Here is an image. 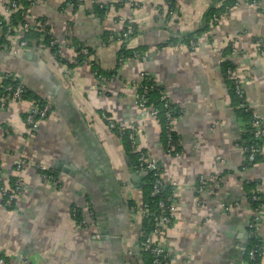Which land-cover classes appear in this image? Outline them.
Here are the masks:
<instances>
[{
	"label": "crops",
	"instance_id": "1",
	"mask_svg": "<svg viewBox=\"0 0 264 264\" xmlns=\"http://www.w3.org/2000/svg\"><path fill=\"white\" fill-rule=\"evenodd\" d=\"M68 1L33 0L27 12L31 23L49 28L60 58L40 43L14 54L21 36L16 31L5 36L0 28V73L14 74L32 97L51 106L33 135L24 122L29 101L0 109L3 176L8 183L17 176L24 181L12 209L0 198V256L9 264H143L142 178L132 182L127 150L104 114L136 131L138 147L159 165L163 183L174 188L173 219L163 239L170 264H245L254 218L264 264V209L256 213L248 203L251 193L264 197V155L242 170L244 156L235 146L241 120L223 75L224 46L235 39L246 103L264 122V56L256 46L264 45V0H257L259 9L233 7L212 31V42L192 50L167 44L203 30L209 11L228 0H174L172 12L167 0H70V6ZM126 22L134 35L110 42ZM80 46L92 66L75 65ZM122 47L138 49V55L117 67ZM94 69L103 77L116 73L102 82ZM143 73L182 110L174 128L178 156L166 153L160 125L140 115L135 93L126 86ZM19 160L48 167L56 183L44 182L33 169L17 175ZM200 177L207 183L201 192Z\"/></svg>",
	"mask_w": 264,
	"mask_h": 264
},
{
	"label": "built area",
	"instance_id": "2",
	"mask_svg": "<svg viewBox=\"0 0 264 264\" xmlns=\"http://www.w3.org/2000/svg\"><path fill=\"white\" fill-rule=\"evenodd\" d=\"M172 0H167L168 6H170V2ZM26 2L29 4V6L33 5V0H26ZM245 6L250 9H259L258 2L257 1H248L245 0L241 4L238 2H235L232 7L227 8L228 12L233 7H239V6ZM22 4L20 0H10L5 3H0V25L4 23L6 27V33L5 36L12 35L15 31L21 36V38L30 30L37 29L38 32L41 33L39 40H43L45 35H49V43L47 46H44L45 48L49 49L54 48L53 55L56 58H60V50L58 46L57 40L53 37L51 34L49 28H40L37 23H31L29 21L27 12L28 8L25 10L22 9ZM70 6V5H68ZM18 10H22L20 12V16L23 19V22H19L17 25H10L9 18L10 15ZM172 12V11H170ZM222 17L220 18H213V24L210 30L199 36L196 41H191L189 45H183L180 43H177L175 45H170L168 47H182L186 50L193 49L197 47L200 43L206 44L212 42L211 33L218 24ZM134 30L132 28L131 22H126L124 24V30L122 33L118 35H110L109 41L110 42H121L125 39H127L129 36L133 34ZM18 40L17 48L14 50L13 53L16 54L17 50L20 49H26L27 44L25 40L22 39ZM236 40L230 39L226 42L224 48L228 46L230 48V66L226 70V75L228 80L232 82V85L234 86L235 94L239 99H243V91H242V83L240 78L238 77V73L236 70V61L235 57L237 54V51L235 49ZM258 53L261 56H264V45L261 43L256 44ZM8 48V46H7ZM81 54L84 56L88 55V52L86 49H81ZM88 60H85L84 63L86 64ZM114 78V77H113ZM112 78V79H113ZM144 73L140 75L139 79L137 81L127 82V87L134 91L135 93V104L140 112L141 116H149L156 120V117L158 116L159 110L155 104H153L148 97L149 92L153 89V86L142 84ZM102 82L106 81L104 78H99ZM4 81H8L7 83H3ZM28 89L24 86V84L20 81V79L15 76L14 74L10 73H0V109L5 110L10 104L12 103H20L23 101H29V107L26 112V116L24 119L25 125L27 127V132L29 135H33L38 127L40 122L45 120L51 111V106L49 102H46L40 98H32L28 99ZM159 95V101L162 104L163 107V126H164V133H165V151L167 154L172 156H178L179 152H176V144L173 139V134H175V124L178 119V117L182 114V110H179L175 107L169 106V100L166 97L165 93L163 91L158 93ZM245 105L243 103L240 104V107L243 108ZM102 118L107 121V125L110 128V130L116 129V123L108 120L107 117L102 114ZM251 127L253 128V135L255 139H264V122L262 118H260L254 111H252L251 114ZM241 124V130L245 128V123L240 121ZM137 133L136 131L129 132L128 139L130 141L131 147L135 152H138V162L139 167L141 171L150 170L152 172L155 171L154 177L155 181L153 184V189L151 192V196H155L159 194L160 192V185L162 184L161 179V173L156 172L157 165L156 162L151 160L148 156V154H144V152L140 151V148L137 146L136 138ZM235 146L237 149H239L243 156H244V162L242 165V170L245 171L248 169V167L254 162L256 153L258 154L257 147L253 146H245L242 147L238 143H235ZM261 152L259 153L261 156L264 155V146L261 147ZM27 169H33L37 175L44 181V182H50V183H56V176L54 175V172L50 170L48 167L34 164L25 160H19L17 161L14 171L16 174H20L24 170ZM0 198L3 202V205L6 209L10 208L14 203H16V200L18 199V196L23 192L24 190V181L20 176H17L13 179L12 184L8 183L3 176V172L0 165ZM207 183L206 180L203 177H200L198 181V191H203L206 187ZM128 197V201L130 202L132 199ZM171 201V198H166L163 200H160L157 204L158 210L160 212V215L158 216V219L154 223V228L150 234H148L144 241L141 243V248L144 251L149 252L152 256V264H170L171 258L169 254L167 253L166 249L163 246V239L164 234L171 224V221L173 219L172 217V211H173V204H166ZM261 202V196L258 194H253L250 199H248V203L250 207L253 209V211L260 212L264 209V203ZM256 203L255 208L253 205ZM259 203V204H257ZM134 211L135 206L131 207ZM78 210L73 211V216L76 217ZM140 213L142 219L148 218L150 215V209L146 204H142L140 208ZM80 226L85 225V221L83 216H81V220L77 222ZM250 235L257 236L256 233V218H254L249 226ZM260 240V239H259ZM259 250V253H258ZM258 250L256 249H250L247 252V260L245 264H260L259 258L262 251V244L261 246H258ZM0 264H9L4 258L0 256Z\"/></svg>",
	"mask_w": 264,
	"mask_h": 264
},
{
	"label": "trees",
	"instance_id": "3",
	"mask_svg": "<svg viewBox=\"0 0 264 264\" xmlns=\"http://www.w3.org/2000/svg\"><path fill=\"white\" fill-rule=\"evenodd\" d=\"M20 1H21V4L23 5L22 9L25 10L26 8L30 7L29 4L26 2V0H20ZM248 1H253V0H248ZM254 1H257V0H254ZM68 4L69 5H73L74 2H70V0H69ZM233 4H234V2L232 0H228L219 9H213V10L209 11L208 16H207L206 25H205L203 30H200V31H197V32H194V33H190V34H187V35H184V36H181L180 38H177L175 40H171L167 44V46L175 45L177 43H180V44H183V45L187 46V45H189V43L191 41H196V39L199 36L207 33L210 30V28L212 27V24H213V18L214 17L220 18V17L226 16L228 14L227 8L232 7ZM173 8H174V0H172L170 2V6H169L170 11H172ZM99 10L104 12V11H106V7L100 6ZM21 11L22 10L15 11V12H13L10 15V18H9L10 25H17L19 22H23V19L20 16V12ZM6 27L7 26H5L4 23H2L0 25V28L2 29L4 35L6 33ZM132 28H133L134 32L128 38L132 37L134 35V33H135L134 26H132ZM40 35H41V33L38 32L37 29H33V30L28 31L21 39L26 41L27 46L32 45V43H36V44L40 43L43 46H47L48 43H49V37L50 36L49 35H45L43 40L40 41L39 40ZM125 40H123V41H125ZM123 41H121V42H123ZM81 49H85V48H83L82 46L75 48V52L77 54L76 62H75L76 64L75 65H77V66L84 65L85 64L84 61L88 60L86 62V64L92 66V61L89 60V52L87 51L88 55L84 56L80 52ZM50 50L52 52H54L55 49L54 48H50ZM189 50H192V48L189 49ZM223 51H224V54L226 55V57H228V59L225 60V62H223V75H224V78H225V80H226V82L228 84V90H229V94H230L233 106H234L235 110L238 112V118L242 122L245 123V128H243L239 132L240 133V138L237 140V143L240 146H242V147L253 146L254 145L258 149V154L256 153L255 160L250 165V166H252L256 162L257 159L262 158V156L259 153L261 152V149H262L261 147L264 146V139L263 138L262 139H255L254 138L253 128L251 127L252 110L248 107L244 95H243V99L242 100L237 97V95L235 94L234 86L232 85V82L230 80H228L227 75H226V70L230 66V48L228 46H226ZM135 52L138 53V49H136L134 51H131V50H126L124 47H122V49H120V51L117 54V63H116L117 67H119V65L122 63V61L124 59L132 58V57L136 58L138 54H135ZM72 67H75L74 64L70 65V68H72ZM94 71H96L94 74L98 78H104V79H112L114 77V74L116 73V71L113 70V72H111L107 76L103 77V76L100 75L99 71H97L95 69H94ZM7 82L8 81H4L3 83H7ZM141 83L153 86V89L149 92L148 97H149V100L153 104H155L157 106L158 110H159L158 116L156 117V121L158 122V124L161 127L162 140H163V145H164V148H165L166 142H165V133H164V126H163V122H164L163 107H162L161 102L159 101V95H158V93L163 91V89L147 73H144V78H143V81ZM27 94H28V97H27L28 99L36 98V97H32L31 94L29 93V91H28ZM241 103H243L245 105L243 108L240 107ZM169 106L171 108L174 107L170 103V101H169ZM106 123H107V121H106ZM111 131L117 136V138L120 140L122 145L126 148L127 153H128V157H129V159L131 161V165H132L133 170L135 171V174H138L142 178L143 186H142V189H141V198H142V203L141 204H146L148 206V208L150 209V215H149L148 218H145V219L141 220V237H140V240H139V244H140L143 264H152L153 256L149 252L144 251L141 248V243L144 241L145 237L152 232V230L154 228V223L156 222V220L158 219V216L160 215V212H159L158 207H157L158 202L160 200H163V199H166V198H171V201L169 203H166V204H173L174 203V197H173V194H172L174 188H173V186H171L169 184H164L162 182V184L160 185L159 194H157L155 196H151V192H152V189H153V184H154V181H155V177H154L155 171L154 172H152L150 170L141 171V169L139 167V162H138V152H135L133 150V148L131 147L130 141L128 139L129 132H131V131L121 127L117 123H116V129H113ZM173 139H174L175 144H176V152H180L179 144H178V141H177V138H176L175 134H173ZM140 151L144 152V154H147V152L142 150V149H140ZM156 165H157V168H158L156 170V172L161 173V168L159 167L158 164H156ZM13 179L11 180V182H9L10 184H12ZM0 185H1V180H0ZM252 195L253 194L251 193L248 196V199H250V197ZM260 203H264V197L263 196H261V202ZM2 204H3V202H2ZM129 204L132 205V206L135 205L132 201H130ZM257 204H259V203H257ZM13 205L10 208H8V209H12ZM255 206H256V203L253 205V207L255 208ZM74 219L77 222H79L81 220V212L80 211L77 212V215H76V217H74ZM259 239L260 238L257 237V236H252V235L249 236L248 242H247L248 244H247L246 254H245V261L247 260V252L250 249L258 250V246H261L262 242ZM258 253H259V250H258Z\"/></svg>",
	"mask_w": 264,
	"mask_h": 264
},
{
	"label": "water",
	"instance_id": "4",
	"mask_svg": "<svg viewBox=\"0 0 264 264\" xmlns=\"http://www.w3.org/2000/svg\"><path fill=\"white\" fill-rule=\"evenodd\" d=\"M139 175L138 174H132L131 179L134 184L139 183Z\"/></svg>",
	"mask_w": 264,
	"mask_h": 264
}]
</instances>
